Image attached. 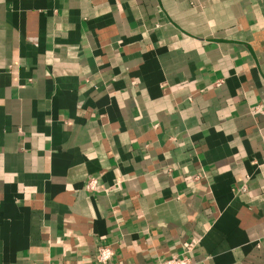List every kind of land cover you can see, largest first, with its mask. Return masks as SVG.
I'll return each instance as SVG.
<instances>
[{
  "label": "crops",
  "instance_id": "0c3cea01",
  "mask_svg": "<svg viewBox=\"0 0 264 264\" xmlns=\"http://www.w3.org/2000/svg\"><path fill=\"white\" fill-rule=\"evenodd\" d=\"M101 244L264 264V0H0V264Z\"/></svg>",
  "mask_w": 264,
  "mask_h": 264
},
{
  "label": "built area",
  "instance_id": "2783aa9c",
  "mask_svg": "<svg viewBox=\"0 0 264 264\" xmlns=\"http://www.w3.org/2000/svg\"><path fill=\"white\" fill-rule=\"evenodd\" d=\"M94 180H90L87 184V189H94ZM114 251L108 244H101L97 247L96 260L99 264H113L112 257ZM160 264H190L189 258L184 255H175L163 260Z\"/></svg>",
  "mask_w": 264,
  "mask_h": 264
}]
</instances>
